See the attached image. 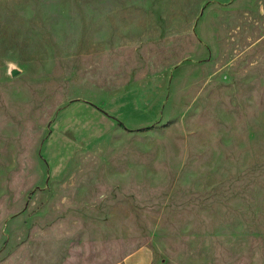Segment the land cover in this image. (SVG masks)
Here are the masks:
<instances>
[{
	"label": "rangeland",
	"instance_id": "obj_1",
	"mask_svg": "<svg viewBox=\"0 0 264 264\" xmlns=\"http://www.w3.org/2000/svg\"><path fill=\"white\" fill-rule=\"evenodd\" d=\"M139 249L264 264V0H0V264Z\"/></svg>",
	"mask_w": 264,
	"mask_h": 264
},
{
	"label": "crops",
	"instance_id": "obj_2",
	"mask_svg": "<svg viewBox=\"0 0 264 264\" xmlns=\"http://www.w3.org/2000/svg\"><path fill=\"white\" fill-rule=\"evenodd\" d=\"M2 6L5 7L4 5ZM152 262V254L148 250L139 249L129 254L123 261L116 264H152Z\"/></svg>",
	"mask_w": 264,
	"mask_h": 264
}]
</instances>
